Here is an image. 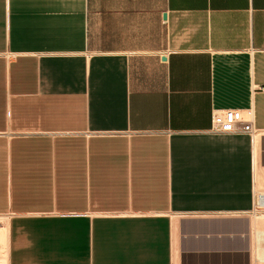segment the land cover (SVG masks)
<instances>
[{
	"label": "crops",
	"instance_id": "0c3cea01",
	"mask_svg": "<svg viewBox=\"0 0 264 264\" xmlns=\"http://www.w3.org/2000/svg\"><path fill=\"white\" fill-rule=\"evenodd\" d=\"M261 87L264 0H0L9 264H264Z\"/></svg>",
	"mask_w": 264,
	"mask_h": 264
},
{
	"label": "built area",
	"instance_id": "2783aa9c",
	"mask_svg": "<svg viewBox=\"0 0 264 264\" xmlns=\"http://www.w3.org/2000/svg\"><path fill=\"white\" fill-rule=\"evenodd\" d=\"M260 90L264 92V87H261ZM212 131L218 133H247L252 136L256 133L251 122L238 120L233 110H227L223 118H217L213 123Z\"/></svg>",
	"mask_w": 264,
	"mask_h": 264
},
{
	"label": "bare ground",
	"instance_id": "6f19581e",
	"mask_svg": "<svg viewBox=\"0 0 264 264\" xmlns=\"http://www.w3.org/2000/svg\"><path fill=\"white\" fill-rule=\"evenodd\" d=\"M257 133V132H256ZM255 133V134H256ZM261 134V133H260ZM263 134V133H262ZM260 174V173H259ZM262 174V172H261ZM260 178V177H259ZM263 184V183H262ZM261 184V185H262ZM264 186V185H263ZM262 189V188H261ZM263 190V189H262ZM259 192V207L264 208V192ZM7 223V222H6ZM2 224V222H1ZM9 224V223H8ZM7 225V224H6ZM1 226V225H0ZM1 228V227H0ZM7 231L6 229H0V264H9L8 250H7ZM5 249V250H4Z\"/></svg>",
	"mask_w": 264,
	"mask_h": 264
},
{
	"label": "rangeland",
	"instance_id": "374dc122",
	"mask_svg": "<svg viewBox=\"0 0 264 264\" xmlns=\"http://www.w3.org/2000/svg\"><path fill=\"white\" fill-rule=\"evenodd\" d=\"M5 250V249H4Z\"/></svg>",
	"mask_w": 264,
	"mask_h": 264
},
{
	"label": "water",
	"instance_id": "95a60500",
	"mask_svg": "<svg viewBox=\"0 0 264 264\" xmlns=\"http://www.w3.org/2000/svg\"><path fill=\"white\" fill-rule=\"evenodd\" d=\"M166 17V16H165Z\"/></svg>",
	"mask_w": 264,
	"mask_h": 264
}]
</instances>
